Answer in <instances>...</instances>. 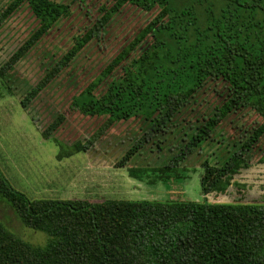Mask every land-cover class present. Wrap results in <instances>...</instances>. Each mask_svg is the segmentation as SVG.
<instances>
[{
	"label": "trees",
	"instance_id": "trees-1",
	"mask_svg": "<svg viewBox=\"0 0 264 264\" xmlns=\"http://www.w3.org/2000/svg\"><path fill=\"white\" fill-rule=\"evenodd\" d=\"M22 4L36 24L0 64L1 84L10 93V82L18 79L15 64L73 13L72 2L64 0H9L0 11V26ZM124 9L149 13L148 19L72 95L71 106L84 116L103 117L102 129L130 118L140 122L134 148L120 166L145 143L162 149L165 134L173 132L177 143L163 166L127 167L137 180L150 170L176 173L203 145L213 148L214 159L207 156L201 164L200 188L204 195L224 193L233 175L248 167L264 135V0H97L89 24L72 35L40 79L17 81L20 105L35 98L89 42L102 38ZM245 109L260 121L225 136L222 123ZM62 121L55 113L40 132L56 145L57 159L87 150L92 141L58 139L54 132ZM0 199L24 226L48 236L33 244L0 220V264H264V199L30 198L1 170Z\"/></svg>",
	"mask_w": 264,
	"mask_h": 264
},
{
	"label": "rangeland",
	"instance_id": "rangeland-1",
	"mask_svg": "<svg viewBox=\"0 0 264 264\" xmlns=\"http://www.w3.org/2000/svg\"><path fill=\"white\" fill-rule=\"evenodd\" d=\"M64 1L72 2L73 13L52 28L15 64V76L21 84L23 81L35 84L45 68L67 49L72 35L83 31L90 16L94 15L97 0ZM8 2L0 0V11ZM148 16L149 13L124 9L110 23L102 38L89 42L25 107L20 105L23 91L16 85L17 81L10 82L13 93L8 92L0 81V170L14 188L30 198L84 199L91 202L142 198L201 201L206 198L211 202L225 203L264 199V135L255 145L248 167L233 175L227 190L204 195L200 188L201 164L207 156L210 161L214 159L216 154L211 155L213 148L203 145L181 164V170L176 173L150 170L148 176L137 180L128 175L127 167L163 166L177 143L173 132L165 134L160 142L162 149L158 150L154 142L145 143L135 148L130 159L120 166L124 153L134 148L140 122L130 118L102 129L103 117L84 116L71 106L72 95L93 78ZM35 24L36 20L26 4L18 7L2 23L0 64L18 48ZM212 94L210 92L208 97L214 98ZM55 113L62 114L63 121L54 135L67 143L91 138L87 150L56 158V145L40 134ZM259 121L255 113L245 109L222 123V132L228 136L240 128L249 129ZM0 220L14 235L33 244H42L48 239L45 232L24 226L11 206L2 199Z\"/></svg>",
	"mask_w": 264,
	"mask_h": 264
}]
</instances>
